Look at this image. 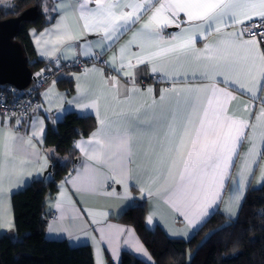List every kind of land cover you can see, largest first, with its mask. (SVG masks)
I'll return each instance as SVG.
<instances>
[{"label": "snow or ice", "instance_id": "obj_1", "mask_svg": "<svg viewBox=\"0 0 264 264\" xmlns=\"http://www.w3.org/2000/svg\"><path fill=\"white\" fill-rule=\"evenodd\" d=\"M49 11L45 5L44 12ZM51 11L58 18L35 39L40 54L61 53L67 59L71 53L78 62L79 47L93 62L83 75L99 73L102 84L93 89L78 82L77 95L68 101L86 113L94 111L97 127L88 139L74 141L81 166L60 182V215L49 223V231L71 237L75 228L95 241L65 184L83 203L84 196L126 199L129 182L135 180L141 196L162 200L191 228L202 227L210 209H219L231 182L224 213L238 218L254 165L259 166L258 183L264 184V98L255 113L251 102L241 100L247 95L255 101L264 92V0H61ZM169 29L175 30L166 37ZM128 32L130 38L118 51L102 59ZM89 34L96 39L89 40ZM96 63L122 74L130 86L117 76L105 78ZM149 65L152 74L171 85L159 89L158 99L152 86L138 85L140 67ZM51 93V87L42 93L49 104L54 102ZM40 107L32 109L30 133L27 127L24 133L17 131L28 118L25 112L12 114L15 125L7 115L0 119V199L32 175L29 166L39 164L36 175L49 166L47 154L42 156L37 147L46 137L44 120L35 115ZM45 111L51 119L52 109ZM63 111L62 106L56 109L57 120ZM245 143L248 147L241 153ZM115 185L123 187L122 195ZM110 210L84 212L116 257L125 230L107 223ZM14 227L11 219L0 223V228ZM128 231L123 243L148 256Z\"/></svg>", "mask_w": 264, "mask_h": 264}, {"label": "trees", "instance_id": "obj_2", "mask_svg": "<svg viewBox=\"0 0 264 264\" xmlns=\"http://www.w3.org/2000/svg\"><path fill=\"white\" fill-rule=\"evenodd\" d=\"M43 5L44 0H12L9 6H0V19L17 16L31 6L37 8L33 18L19 23L14 36L32 71L48 66L56 68L35 58L27 35L28 27L39 30L48 24ZM57 83L60 88L72 91L71 80L58 79ZM95 126L93 116L74 112L66 113L54 128L47 126L44 146L54 150L49 153V166L42 177L34 178L12 195L15 227L0 236V264H93L89 245L73 247L63 239H46L47 219L42 214L47 197L56 190V181L75 165L73 141L88 135ZM145 215L142 200L126 208L115 220L133 227L155 264H264V184L247 189L238 218L229 219L216 211L186 240L170 238L159 228L147 229ZM119 264L148 263L123 250Z\"/></svg>", "mask_w": 264, "mask_h": 264}, {"label": "crops", "instance_id": "obj_3", "mask_svg": "<svg viewBox=\"0 0 264 264\" xmlns=\"http://www.w3.org/2000/svg\"><path fill=\"white\" fill-rule=\"evenodd\" d=\"M12 0H0V6L6 7L11 4ZM61 2V0H44V5H43V11H44V6L47 5L49 8V12L46 15V18L48 19V24H46L44 27L41 29L37 30L34 27H28L27 28V35L29 37V40L31 42V45L34 50L35 58L38 60H41L43 62L51 63L54 67H58L62 65V68L60 70L55 71V85L53 87V81L50 80L47 81L38 91H37V98H38V104L41 105L40 109L38 112L35 113L36 116H38L40 119L44 120L45 123V128L47 129V126L49 125L51 128L55 127L56 122L61 120L63 116L68 113V112H74L77 115H91L95 118V112L91 111L90 114L86 113L84 110L78 109L75 106V103L73 104H68V101L73 100V98L77 95L76 93V85L79 82L82 85H88L91 88L95 89L98 86L102 84L100 74L99 73H93L89 72L86 76L83 75V70L85 67H88L91 69L93 67V62L87 58H85L82 55V52L79 47L75 49V54L76 57L78 58V62L83 63L82 67L77 66V63L74 59L71 53H68V58L65 59L64 55L61 53H57L56 56L53 57H46L42 56L40 54V51L38 50V47L35 43V39L41 32L44 31L45 28H50L52 24L55 23L56 18H58V13L51 11L52 7L54 5H57ZM51 17V22H49V18ZM138 27V25H137ZM32 30H35V36L33 35ZM173 30H168L164 33V35L167 37L169 35V32ZM131 36V32L126 33L123 35L120 40L115 44V46L110 50L105 53V56L102 59H108V57L113 53L117 52L119 49V46L126 42ZM215 37H210L209 39H214ZM89 40H95L96 35L95 34H89L88 36ZM197 47H203V43H198ZM135 50V49H134ZM94 51H97V49H94ZM59 58V65L57 66L56 60ZM97 68H103L104 70V76L107 78L109 75L111 76H117V73L114 71H111L107 66L103 65L102 63H96ZM76 76H80L81 79L80 81H77ZM118 79H120L121 84L128 85V81L123 78L122 74L117 76ZM58 79H66V80H71L72 82V91L68 92L66 89H62L58 86L57 80ZM138 85L142 88H147L148 86H152L156 91L155 95L157 99L159 98V89L160 88H167L170 87V83L163 81L160 79V77L156 74L151 73V66L149 65L147 68L141 66L138 72ZM130 86V85H128ZM52 88V93L50 95V98L53 99V103L49 104L45 101L44 96L42 93L46 92L49 88ZM59 93L61 94L59 98L56 97V94ZM258 98L255 101H251L250 97L247 95L241 96L242 101H249L253 105V112L259 111V108L261 106L260 100L261 98H264V92H259ZM83 102V101H81ZM63 107L64 111L59 113L60 118L57 120V112L56 109L58 107ZM237 105L234 104V107ZM242 107V105H239ZM52 109L51 113V119H48V113H46V109ZM5 115L11 117L10 123L11 125H15V117L13 115L9 114H0V119H2ZM33 115L32 110L29 114H27L28 118L24 120V122L19 126L17 131L20 133H24V129L27 127L28 132H31V116ZM254 119V115H253ZM96 120V118H95ZM55 121V123H53ZM97 127V122L96 126ZM95 128L92 130L94 131ZM91 131V132H92ZM90 132V133H91ZM90 133L86 136H80L76 138L74 141H78L81 138L83 139H88L90 136ZM73 141V145H74ZM38 148L41 149V155L47 154L48 156V164H49V153H48V148H45L44 146V141L42 144L37 145ZM248 145L245 143L241 148L240 152L243 153L247 149ZM76 152V162L73 168L71 169V173L75 175L73 172L74 167H80V159L82 157V154L80 153L78 148H74ZM66 160V157H64L63 161ZM239 167V160H237V165L235 168L232 169L233 175L236 174V171ZM34 168H39V164H36L34 166H29L28 170L32 171L31 176H25L23 178V182L19 185V187H14L11 191V193L3 199H0V223H2L5 219H11L14 223V216H13V208H12V203H11V197L14 193L22 190L25 186H27L31 180L34 178H40L42 177L44 171L47 169L44 168L43 172L40 173V175H36ZM69 172V173H70ZM68 173V174H69ZM64 175L61 178H59L56 181V190L55 192L48 196L46 199V207H45V212H50L53 211L55 212L54 217H58L60 215L59 210L56 208V201L59 197L61 188H60V182L68 175ZM258 177H259V166L254 165V171L253 174L249 177L250 179V184L247 187H259L261 183H258ZM136 181L132 180L129 182V191L131 195L126 198V199H118L116 197H107V196H84L83 197V203H81V197L76 195L74 192V189H72L70 184H65L64 185V190L68 193L71 198L76 201V206L78 209H80L83 219L87 220L89 223V231L91 233V236L95 237V241L90 238V236H85L83 233L79 232L77 229L73 228V235L69 237L67 232H59V231H49L48 225L49 223L52 222V219L47 220L46 228L44 230V237L49 240H60L63 239L65 240L70 246H79V245H89L93 257V264H119L120 261V255L123 250L129 251L133 253L135 256L141 258L143 261H145L148 264H155V261L151 257L149 251L147 248L144 246V244L141 242L139 239L138 235L136 234L135 230L133 229L132 226H129L127 224L118 222L115 220V217L118 216L120 213H122L126 208L129 206L133 205L134 203H137L139 201H144L146 205V215L144 219V224L145 227L149 230H154L156 228L161 229L165 235H167L170 238H176V239H189L200 226H193V227H188L184 220L183 217L177 215L166 203H164L162 200H159L155 197L149 198L147 194H144L141 196L139 187L135 186ZM147 187V185H144ZM116 191L119 194H123V187L119 185H115ZM231 188V182H229V189H226L222 194L224 196V201L219 203V209H216L215 207L213 209H210V215L216 211H219L221 214L224 216L228 217L224 213V208L226 206V202L228 200V195H229V190ZM246 189V191H247ZM108 191H112V188H108ZM246 193V192H245ZM245 196V195H244ZM244 199V197H243ZM242 199V201H243ZM108 206H111L110 210V215L107 218V223L116 225L125 231L122 234L121 237V244L118 250V256L114 257L111 248L108 245L107 240H101L100 233L96 231L95 226L91 225V218L87 216V214L84 212L85 208H92L94 210H107ZM151 215V220H149V216ZM207 219V218H206ZM14 229V228H13ZM11 229V230H13ZM9 229L5 228H0V236L8 231H11ZM131 230V240L133 242H138L140 245L144 247V249L147 251L148 256L143 255L142 253H137L133 247L130 245H125L123 243L124 239L129 238V231ZM187 232L188 235L184 236L182 233ZM174 233H181V235H174ZM151 257V260L148 259V257Z\"/></svg>", "mask_w": 264, "mask_h": 264}, {"label": "water", "instance_id": "obj_4", "mask_svg": "<svg viewBox=\"0 0 264 264\" xmlns=\"http://www.w3.org/2000/svg\"><path fill=\"white\" fill-rule=\"evenodd\" d=\"M36 9V6H31L17 16L0 19V85L12 84L23 89L30 83L32 70L28 58L20 43L14 40V36L19 23L33 18Z\"/></svg>", "mask_w": 264, "mask_h": 264}, {"label": "built area", "instance_id": "obj_5", "mask_svg": "<svg viewBox=\"0 0 264 264\" xmlns=\"http://www.w3.org/2000/svg\"><path fill=\"white\" fill-rule=\"evenodd\" d=\"M77 66L82 67L83 63L78 62ZM61 66L53 68L48 66L46 68H37L32 71V78L27 87L19 89L12 84L0 85V114L13 113L19 114L25 112L29 114L31 110L38 105L37 91L50 80L55 79V71L60 70ZM43 70V71H42ZM37 73H40L37 76ZM55 216V212H44L42 217L49 220Z\"/></svg>", "mask_w": 264, "mask_h": 264}]
</instances>
